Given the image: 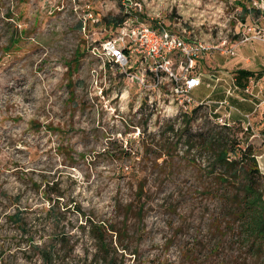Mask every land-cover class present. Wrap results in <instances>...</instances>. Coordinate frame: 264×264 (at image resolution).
<instances>
[{
	"label": "rangeland",
	"instance_id": "374dc122",
	"mask_svg": "<svg viewBox=\"0 0 264 264\" xmlns=\"http://www.w3.org/2000/svg\"><path fill=\"white\" fill-rule=\"evenodd\" d=\"M127 14L208 46L187 110L171 81L94 53ZM263 72L264 0H0V264H44L38 248L55 244L58 264H90L89 220L113 229L115 264H264L199 135L231 112L264 174Z\"/></svg>",
	"mask_w": 264,
	"mask_h": 264
},
{
	"label": "trees",
	"instance_id": "16d2710c",
	"mask_svg": "<svg viewBox=\"0 0 264 264\" xmlns=\"http://www.w3.org/2000/svg\"><path fill=\"white\" fill-rule=\"evenodd\" d=\"M243 10L246 14L251 12L245 6ZM253 10L258 13L256 8ZM129 15L110 19L108 24L116 32L131 17ZM252 74L250 70L239 69L236 73L239 85L245 88ZM259 75L264 76V72ZM198 109L195 108L194 112ZM231 125H223L219 131L213 128L201 132L200 147L213 159L212 172L217 173L218 180L226 187L223 195L230 203V214L240 221L239 228L243 239L255 247L257 252L262 253L264 252V193L261 186L264 174L259 168L253 146L247 144L245 149L240 148V142L231 138ZM15 221L24 229V222L19 214L16 215ZM89 221L87 226L82 227L95 241L96 253L90 264H115L118 249L113 245V239H110L109 235L110 230L113 229L107 228L103 223ZM69 238L70 236L63 235L60 241L67 245ZM56 246L57 244L50 248H38L44 264H58ZM260 253L256 254L260 255Z\"/></svg>",
	"mask_w": 264,
	"mask_h": 264
},
{
	"label": "built area",
	"instance_id": "2783aa9c",
	"mask_svg": "<svg viewBox=\"0 0 264 264\" xmlns=\"http://www.w3.org/2000/svg\"><path fill=\"white\" fill-rule=\"evenodd\" d=\"M131 23L125 22L114 37L101 41L94 53L103 60L104 66L120 68L124 75L143 84L151 77L163 89L165 81H171L172 86L165 89L167 94L187 110L195 102L191 92L202 85V74L197 72L196 64L208 46L172 28L147 24L138 16ZM134 67L140 75L133 73ZM219 105L230 106L227 100L219 101ZM230 117L228 112L216 119L222 125H231Z\"/></svg>",
	"mask_w": 264,
	"mask_h": 264
},
{
	"label": "crops",
	"instance_id": "0c3cea01",
	"mask_svg": "<svg viewBox=\"0 0 264 264\" xmlns=\"http://www.w3.org/2000/svg\"><path fill=\"white\" fill-rule=\"evenodd\" d=\"M248 70V69H247ZM263 77V76H262ZM248 82H249V79H248ZM248 87V86H247ZM248 90V89H247ZM252 95H254V93H251ZM255 97L257 96V95H254ZM244 99V101H246L247 100V98H243ZM249 106V104H246L245 105V107H248Z\"/></svg>",
	"mask_w": 264,
	"mask_h": 264
}]
</instances>
